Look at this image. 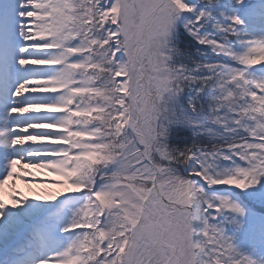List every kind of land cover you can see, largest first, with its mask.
Segmentation results:
<instances>
[{
    "label": "snow or ice",
    "instance_id": "6c2138e0",
    "mask_svg": "<svg viewBox=\"0 0 264 264\" xmlns=\"http://www.w3.org/2000/svg\"><path fill=\"white\" fill-rule=\"evenodd\" d=\"M0 264H264V0H0Z\"/></svg>",
    "mask_w": 264,
    "mask_h": 264
},
{
    "label": "bare ground",
    "instance_id": "6f19581e",
    "mask_svg": "<svg viewBox=\"0 0 264 264\" xmlns=\"http://www.w3.org/2000/svg\"><path fill=\"white\" fill-rule=\"evenodd\" d=\"M21 188H22L23 190L27 191V189H24V186H23V185H21Z\"/></svg>",
    "mask_w": 264,
    "mask_h": 264
},
{
    "label": "rangeland",
    "instance_id": "374dc122",
    "mask_svg": "<svg viewBox=\"0 0 264 264\" xmlns=\"http://www.w3.org/2000/svg\"><path fill=\"white\" fill-rule=\"evenodd\" d=\"M16 183H17V185H18V186H20V187H21V185H20V182H19V181H17Z\"/></svg>",
    "mask_w": 264,
    "mask_h": 264
}]
</instances>
